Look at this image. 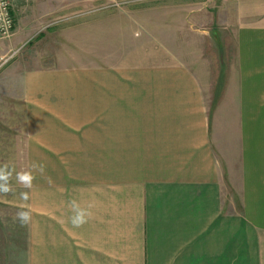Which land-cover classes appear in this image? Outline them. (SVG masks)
Wrapping results in <instances>:
<instances>
[{"label":"crops","instance_id":"obj_1","mask_svg":"<svg viewBox=\"0 0 264 264\" xmlns=\"http://www.w3.org/2000/svg\"><path fill=\"white\" fill-rule=\"evenodd\" d=\"M230 2L242 11L228 2L226 18L202 6L180 19L172 10L180 7H162L174 38L195 21L204 26L196 32L218 25L234 38V69L221 85L219 72L201 80L173 51L155 48L146 60L138 49L98 64L28 55L0 69V77L18 71L3 80L14 78L23 100L28 148L52 156L47 205L38 187L35 201L38 262L262 264L263 248L251 241L264 240V0ZM105 6L73 7L52 22V37L159 38L135 26L142 19L151 28L141 12L162 5L125 3L124 18H108ZM227 183L238 207L225 206ZM72 201L90 212L81 227L71 223Z\"/></svg>","mask_w":264,"mask_h":264},{"label":"rangeland","instance_id":"obj_2","mask_svg":"<svg viewBox=\"0 0 264 264\" xmlns=\"http://www.w3.org/2000/svg\"><path fill=\"white\" fill-rule=\"evenodd\" d=\"M133 3L136 5L159 4L161 7L155 10L142 11L141 13L149 16L148 27L144 22L136 23L135 31L142 32L141 27L148 28L150 31L157 32L159 38H57L52 35L51 24L58 17L68 16L73 11V7L79 6L82 9L99 8L98 6L106 5L109 9L108 18H124L130 13L128 11H119L124 9L125 3ZM234 6L236 13L242 11L241 3H231L230 0H16L15 1V27L17 30V38L0 40V53L8 54L13 52V55L8 61L3 64L0 69L5 66L15 65L21 60H28V55L39 56L43 62L53 63L57 61H66L72 63H114L116 56L124 55L127 50H139V57L146 60L153 54L148 53L149 50H168L173 51L179 60L187 62L192 71L199 74L200 79L208 78L212 81V72L216 75L219 72V84L221 85L224 77L230 74L234 69L233 64V49L234 38L229 36L227 30L216 25L210 29L207 34L196 32L195 29H200L202 21L192 22V27L183 29L184 38H174V30L179 33L178 28L170 29L168 25H173V21L168 20L170 11L163 10V6L171 4L180 8L172 9L177 12V17L188 10L189 18L192 19L191 11L200 7L210 10L208 16L220 14V17H227V6L229 3ZM123 7V8H121ZM162 8V9H161ZM225 8V9H223ZM166 13V14H165ZM165 14V15H164ZM203 14V13H202ZM203 16V15H202ZM152 18L154 20L152 21ZM201 17L199 20H202ZM179 19V23L181 22ZM196 19V17H195ZM177 25V21L175 22ZM145 29V28H144ZM171 30L170 31L168 30ZM230 30V29H229ZM50 31V32H49ZM42 35L48 36L41 38ZM167 35L170 38H164ZM12 36V35H11ZM161 37V38H160ZM17 40V44L12 50L9 47V41ZM146 41H143V40ZM14 40V41H15ZM73 40H77L74 42ZM152 40V42H151ZM150 41V42H147ZM154 41V42H153ZM37 51V52H36ZM107 54V57H103ZM69 56V57H68ZM68 58V60H64ZM158 61V59H157ZM29 62V60H28ZM146 65V61L142 62ZM4 66V67H3ZM11 71V70H9ZM17 70L6 72L0 77V165L8 163L10 167H14L16 172L29 170L32 163L42 164L44 166L43 174L37 172L35 179L32 181V187L25 188L19 184L13 174L11 185L13 192L4 195L0 194V264H47L46 260L40 261L37 259V216L35 215L37 201V187L41 190V200L47 205L46 199L48 196L43 195L45 190L51 188L52 175V156H39L35 153L34 147L29 146L30 141H34L28 136V132L23 129V123L19 122L22 118L20 109L21 102L19 90L13 89L14 78H17ZM207 72V73H206ZM11 73V80H3ZM213 74V75H214ZM206 78V79H207ZM21 136V137H20ZM6 137V138H5ZM224 168L227 165L224 163ZM226 172V171H225ZM233 175L224 174L230 181L237 172L235 167L231 168ZM231 182V181H230ZM225 187L226 196L224 203L227 209L238 207L239 198L236 193L235 186L227 183ZM21 192H28L29 199L22 200ZM18 210H28L31 213V220L25 225H21L16 219ZM40 220V235L45 233V225ZM249 242V241H248ZM252 247L260 245L261 260L264 264V240L251 241ZM238 248V246H237ZM259 262V260L257 261ZM254 264H258V263ZM240 264V263H237ZM248 264V263H247Z\"/></svg>","mask_w":264,"mask_h":264},{"label":"clouds","instance_id":"obj_3","mask_svg":"<svg viewBox=\"0 0 264 264\" xmlns=\"http://www.w3.org/2000/svg\"><path fill=\"white\" fill-rule=\"evenodd\" d=\"M39 172L43 174L44 166L42 164L32 163L29 170L16 172L14 167H10L8 163L0 165V194L7 195L14 191L11 180L13 174L15 173L16 181L23 185L25 188L32 187V181L35 179V174ZM20 197L22 200L29 199L28 192H21ZM91 207V205L89 206ZM71 208L73 210V215L71 217V223L74 227H81L85 224L90 217V212L86 209L81 208L76 201L71 202ZM16 219L21 225H25L31 220V213L28 210H18L16 213Z\"/></svg>","mask_w":264,"mask_h":264},{"label":"built area","instance_id":"obj_4","mask_svg":"<svg viewBox=\"0 0 264 264\" xmlns=\"http://www.w3.org/2000/svg\"><path fill=\"white\" fill-rule=\"evenodd\" d=\"M15 1L0 0V40L11 37L15 28ZM13 55V52L0 56V67Z\"/></svg>","mask_w":264,"mask_h":264}]
</instances>
